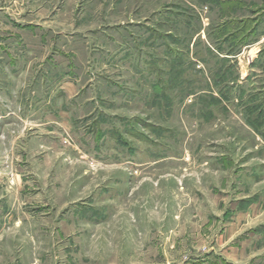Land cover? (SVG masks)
I'll return each instance as SVG.
<instances>
[{
  "label": "rangeland",
  "instance_id": "rangeland-1",
  "mask_svg": "<svg viewBox=\"0 0 264 264\" xmlns=\"http://www.w3.org/2000/svg\"><path fill=\"white\" fill-rule=\"evenodd\" d=\"M0 264H264V0H0Z\"/></svg>",
  "mask_w": 264,
  "mask_h": 264
},
{
  "label": "crops",
  "instance_id": "crops-1",
  "mask_svg": "<svg viewBox=\"0 0 264 264\" xmlns=\"http://www.w3.org/2000/svg\"><path fill=\"white\" fill-rule=\"evenodd\" d=\"M0 58H1V57H0ZM1 61H2V60H0V64H1ZM0 71H1V69H0ZM0 82H1V81H0Z\"/></svg>",
  "mask_w": 264,
  "mask_h": 264
}]
</instances>
